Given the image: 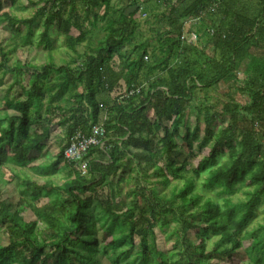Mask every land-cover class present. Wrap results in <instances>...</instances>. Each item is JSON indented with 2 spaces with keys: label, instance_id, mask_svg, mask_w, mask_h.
<instances>
[{
  "label": "trees",
  "instance_id": "obj_1",
  "mask_svg": "<svg viewBox=\"0 0 264 264\" xmlns=\"http://www.w3.org/2000/svg\"><path fill=\"white\" fill-rule=\"evenodd\" d=\"M6 1L12 7L15 0ZM26 1L33 14L19 19L0 0V22L12 35L9 50L22 52L42 19L38 44L50 48L55 29L74 57L56 65L47 50V62L37 66L21 53L7 67L9 50L0 45V70L13 75L0 98V166L34 163L59 125L64 143L48 166L35 171L49 176L64 163L69 174L59 185L24 177L16 202L0 200V227L8 235L0 264H231L240 249L245 264H264V218L246 230L253 209L264 202V0H126L121 7L112 0ZM144 10L154 18L153 46L135 42ZM190 19L201 25L195 44L181 39ZM88 20L91 28L104 21L105 34L89 53L76 54ZM22 27L26 33L16 43ZM131 44L130 52L122 51ZM119 88L123 92L111 97ZM66 93L69 103L61 107L57 102ZM53 110L57 125L48 116ZM94 126L103 128V145L86 151L82 171L64 160L63 150L75 131L89 136ZM194 144L210 145L194 162L193 176H186L185 163L177 165L172 156L191 154ZM200 177L205 190L244 197L202 200L194 191ZM172 180L178 182L168 196L154 189ZM41 198L46 201L37 205ZM169 223L174 226L166 235L174 243L166 252L153 228Z\"/></svg>",
  "mask_w": 264,
  "mask_h": 264
},
{
  "label": "rangeland",
  "instance_id": "obj_2",
  "mask_svg": "<svg viewBox=\"0 0 264 264\" xmlns=\"http://www.w3.org/2000/svg\"><path fill=\"white\" fill-rule=\"evenodd\" d=\"M45 0H42V2H44ZM47 1V0H46ZM145 0H138V2L142 3ZM41 2V4H42ZM50 2V1H48ZM126 0H112V5L115 7H121L125 4ZM40 4V5H41ZM49 6V5H48ZM152 7V3H147L146 9ZM3 8H8L10 9L11 13L14 14L15 16H17L19 19H25V18H29L32 16L33 11H32V7L29 5V3L26 0H15L14 4L12 7L9 6V3L6 0H3ZM76 13L77 16L80 17V19L83 17V11L80 7L76 8ZM89 22L85 21L83 23V26L89 30V33L86 35L85 39L82 40L81 43H79L76 46V54H82V53H89L90 50L92 48H94L98 41L103 38L104 36V31H103V26H104V21L100 20L96 22V25L94 26V28H91L89 26ZM5 22H0V45L3 46V48L5 50H9L12 42V35L10 34L9 31H7L5 29ZM137 23H138V31L139 34L136 36L135 42L137 41H142L145 42L147 40H149V44L151 46L156 44V41L153 37V32L150 30H154V18L152 14H148V11L144 10L143 12H141L140 17L137 18ZM201 27L200 22L199 21H194V22H186L184 25V29L188 30V36L189 34L195 33L197 35H199V33L197 32L199 30V28ZM42 31V19H37L36 23L31 27V36L29 39V45L25 48H21L22 52L17 53V51L12 52L9 50L8 52V62H7V67H11L13 65V63L15 61H18V59L21 57L20 54L21 53H25L24 56L26 57V61L30 62L32 64H35L37 66L41 65L42 63L47 62V50L50 51L51 53V57H52V62L54 64H59L62 63L63 61L68 60L69 57H74V53L69 51L67 46L65 45L64 41H63V35L61 33H59L57 30L55 29H50V38H49V46L50 48L46 49L43 44L39 45L38 41H39V36L40 33ZM201 32V31H200ZM26 33V28L22 27L20 29V32L18 34L14 35L15 38V42L18 43L19 42V37L22 36L23 34ZM69 34L72 36H76L77 32L76 30H74V28H70L69 29ZM188 36L186 38H188ZM186 41V40H184ZM132 44L130 46H126L122 51L123 52H127L132 49ZM20 49V48H19ZM25 49V50H24ZM19 51V50H18ZM150 51V47L148 49V52ZM75 54V56H76ZM20 60V59H19ZM112 63L114 64V66L117 65V59L116 57L114 58V60L112 61ZM25 76V75H24ZM238 76V80L241 79V74L237 75ZM25 78V77H24ZM23 76H20V79L24 81ZM13 79V75L9 72L4 73L2 70H0V98L3 95V92L5 90V88L7 87L8 83H10V81ZM221 87V86H220ZM80 88L76 87L74 90L78 91ZM123 90L121 88H119V90L113 92L110 96L114 97L116 95H118V93H122ZM17 94V90L16 88L12 89L10 91V96H16ZM71 96L70 93H66L63 97V99H61L60 101L57 102L58 105H60L61 107L65 106L66 104L69 103V97ZM47 98V97H46ZM234 99L235 101H237L238 103H245V99L243 97H241L239 94H235L234 95ZM44 104H46V102L44 101ZM58 112V110H53L51 114H49L48 116H52V120L51 122L52 125H57L58 123V119L59 116L56 115V113ZM53 113L55 115H53ZM60 113V111H59ZM46 113L43 112V115H45ZM103 116H106L105 114ZM193 118L191 117L189 119V122L191 124V126L194 124L193 123ZM53 127V126H52ZM181 131V130H180ZM52 137L51 139H49L50 144L47 146V148L45 149V153L39 157V159L36 161V163L29 165V167L26 168H18L9 164H3L0 166V175H3L2 180H9L10 184H2L0 182V200H5V201H11L12 203L17 201L18 198V184L19 182L22 180V178L27 177L30 181H34V182H42V181H47L50 180L53 184L55 185H59L61 184V182L66 178L67 176V167L61 168V166L63 167V163H61L59 165V169H57L56 172H54L53 174L49 175V176H42L41 174L37 173L34 169L32 170L33 167L36 166H41V167H46L48 166V164L53 161L55 159V156L57 155V151L59 149V147L62 144L63 141V137L65 134V127L64 126H59L57 125L56 127L52 128ZM176 143L180 144V138L179 136L175 137ZM210 144H206L203 145L201 147H197L194 144V147L192 149V153L191 154H186V153H174L173 160L174 162H176L177 165L182 164L183 162L185 163V168L188 171L186 176H193L191 170L193 168L194 162L198 159H201L202 156L205 153L206 148L209 146ZM226 150H224L220 161L225 160L226 158ZM75 167L79 170L83 171V167H84V161L81 160L77 163H75ZM148 172H151V169L148 170ZM12 173L16 176V178L12 177ZM118 176H122L125 177V174H118ZM72 177V176H71ZM21 179V180H20ZM203 177L198 178L197 180H195V188L194 191L197 192L200 196L201 199H205L207 197H211L214 201H217L219 203L222 202V199L225 197H229L231 199L232 202H236L240 199H243L244 195L242 194L241 191H237L236 193L227 196L226 194H219L217 193L218 189H212V190H205L202 188L201 182H202ZM149 180L151 181H155V178L153 176L149 177ZM178 181H174L172 180L168 185H162L160 183H154L153 186L155 187L154 189L156 190L157 193L162 194V195H166L168 196L170 194L171 191V186L173 184H176ZM132 186V184H131ZM120 189H121V193L123 194V196L125 195L124 192L126 190V186L124 181H121L120 183ZM88 195V194H86ZM119 198H117L116 200H118ZM46 201V199L41 198L39 201H36L35 203L37 205H41ZM139 201L143 202V198L139 197ZM146 201L143 202L144 206H146ZM187 209L189 210L190 207H187ZM26 215V214H25ZM264 218V202H259V204L253 209V213L251 216V219L246 227V230L248 231H253V229L257 226V224H261ZM174 226L173 223H169V226L160 230L158 229L156 226H154L153 230L155 233V239L157 242V246L160 250L162 251H170V249L172 248V245L174 243V239L171 237H168L166 234L167 232H169L172 227ZM7 232L5 227H0V245H5L7 243ZM98 238L101 239V234L99 231V235ZM215 237H212L211 240H214ZM134 247L137 244V240L134 239ZM209 248H212L211 246ZM133 249V248H131ZM248 261L246 255L244 254V252L242 251V249H240L239 251H237L234 254V260L231 264H245ZM216 261L212 260L210 261V264H215Z\"/></svg>",
  "mask_w": 264,
  "mask_h": 264
},
{
  "label": "built area",
  "instance_id": "obj_3",
  "mask_svg": "<svg viewBox=\"0 0 264 264\" xmlns=\"http://www.w3.org/2000/svg\"><path fill=\"white\" fill-rule=\"evenodd\" d=\"M189 21L194 22V21H198V19H190L186 22ZM186 37L187 35L184 34L183 32L181 39L186 40L185 42L187 44H195L198 39V35L195 33L189 34L188 38ZM103 132L104 131L101 126L92 127L89 136H85L78 130L75 131L70 137L69 144L63 150L64 160L70 163H77L82 160L83 155L90 147L92 146L102 147L103 142L100 141V138Z\"/></svg>",
  "mask_w": 264,
  "mask_h": 264
},
{
  "label": "crops",
  "instance_id": "obj_4",
  "mask_svg": "<svg viewBox=\"0 0 264 264\" xmlns=\"http://www.w3.org/2000/svg\"><path fill=\"white\" fill-rule=\"evenodd\" d=\"M52 120V119H51ZM51 124L53 123V122H50ZM40 131H41V128H38L37 129V134H39L40 133ZM52 137V136H51ZM51 137L49 138V139H51ZM49 139L46 141V142H44L43 143V145H42V148H41V155H40V157L45 153V149L47 148V146L50 144V142H49ZM64 143V137H63V141H62V144ZM61 147V146H60ZM59 150V149H58ZM57 153H58V151H57ZM39 159V158H38ZM37 159V160H38ZM36 160V161H37ZM36 161L34 162V163H36ZM67 162V161H66ZM34 163H30V164H28L26 167H29V165H31V164H34ZM70 163V162H69ZM25 167V168H26ZM40 166H36V167H33L32 169H37V168H39ZM65 167V165H64V163H63V167L61 166V168H64ZM40 169V168H39ZM57 169H59V166L57 167ZM83 170H84V167H83ZM69 171V170H68ZM67 171V175L69 174V172Z\"/></svg>",
  "mask_w": 264,
  "mask_h": 264
}]
</instances>
